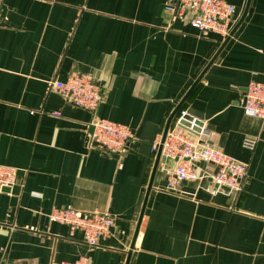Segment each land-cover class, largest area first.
<instances>
[{
	"label": "crops",
	"instance_id": "1",
	"mask_svg": "<svg viewBox=\"0 0 264 264\" xmlns=\"http://www.w3.org/2000/svg\"><path fill=\"white\" fill-rule=\"evenodd\" d=\"M225 1L234 23L221 38L167 0H2L0 165L15 184L0 192V264H264V121L242 111L248 84H264V0ZM71 72L100 86L95 112L51 88ZM201 74L181 111L202 123L198 142L248 165L244 188H216L205 164L168 192L181 160H160L147 193L154 146ZM100 119L133 132L122 154L90 143ZM53 209L109 216L113 236L89 247L48 222Z\"/></svg>",
	"mask_w": 264,
	"mask_h": 264
},
{
	"label": "built area",
	"instance_id": "2",
	"mask_svg": "<svg viewBox=\"0 0 264 264\" xmlns=\"http://www.w3.org/2000/svg\"><path fill=\"white\" fill-rule=\"evenodd\" d=\"M1 6L2 0L0 12ZM165 10L175 18L186 19L190 27L202 36L214 33L225 38L234 23V7L225 0H167ZM51 88L66 103L89 112H95L103 100L100 86L92 77L78 72H71L63 81L54 80ZM242 111L245 116L264 121V84L258 82L248 84L244 91ZM183 115L185 114L181 111L172 122L162 143L160 160H181L172 170L166 172V190L174 193L182 182L198 179V165L203 163L217 168V173L211 178L217 188H227L230 193L237 196L244 188L248 165L237 162L219 149L198 142L188 130L179 125ZM133 137V132L128 126L100 119L93 123L90 143H94L101 150L122 154ZM160 142L161 138L154 146V151ZM243 145L253 150L256 140L245 139ZM14 184L15 170L0 165V192L3 188L11 190ZM46 218L50 223L67 227L71 237L80 236L89 247H95L100 241L113 236L114 220L106 215L84 214L72 209H53ZM52 264L90 263L87 257H81L74 262Z\"/></svg>",
	"mask_w": 264,
	"mask_h": 264
},
{
	"label": "water",
	"instance_id": "3",
	"mask_svg": "<svg viewBox=\"0 0 264 264\" xmlns=\"http://www.w3.org/2000/svg\"><path fill=\"white\" fill-rule=\"evenodd\" d=\"M248 4H249V0H248V3H247V7H248ZM246 7V9H247ZM246 9H245V12L242 16V18L240 19V21L237 23V25L235 26V28L233 29V31L230 33V36L233 34V32L235 31L236 27L241 23L242 19L244 18L245 14H246ZM212 62H210L207 66V68L210 66ZM206 68V69H207ZM206 71V70H205ZM204 73V72H203ZM203 74H201V76L198 78V80L193 84V86L190 88V90L187 92V94L184 96V98L181 100V102L177 105V107L174 109V111L170 114V116L168 117L167 121H166V124H165V127H164V130H163V133H162V136H161V142H160V145H159V148L156 152V156H155V161H154V164H153V168H152V171H151V175H150V179H149V184H148V188H147V193L150 191L151 189V186H152V181L154 179V175L156 173V170H157V167H158V164L160 162V155H161V149H162V143L166 137V134L172 124V122L177 118V116H179L178 114H180L181 112V107L183 105V103L187 100V98L189 97V95L191 94V92L193 91V89L195 88V86L197 85V83L199 82L200 78L202 77ZM179 125H181L182 127H184L186 130H188L193 136H196V135H199L201 134L202 132V123L195 120L194 118L188 116V115H183L182 118L179 120ZM90 131L93 132V126L90 128ZM204 166L203 163H200L199 164V167L202 168ZM217 173V168H215L213 175H215ZM208 182H212V179L211 177L208 179ZM215 187L217 188V185L214 184ZM222 189H225L227 191H229L227 188H222ZM10 191L9 188H3L2 189V192H5V193H8ZM148 195V194H147ZM139 226V224H138ZM138 226H137V229H136V232H135V236H136V233L138 231ZM134 241V240H133ZM133 248V245L130 247V251L132 250ZM130 255V253L128 254ZM128 259L129 257L127 258V262L126 264L128 263Z\"/></svg>",
	"mask_w": 264,
	"mask_h": 264
},
{
	"label": "trees",
	"instance_id": "4",
	"mask_svg": "<svg viewBox=\"0 0 264 264\" xmlns=\"http://www.w3.org/2000/svg\"><path fill=\"white\" fill-rule=\"evenodd\" d=\"M179 115V114H178ZM178 117V116H177Z\"/></svg>",
	"mask_w": 264,
	"mask_h": 264
}]
</instances>
